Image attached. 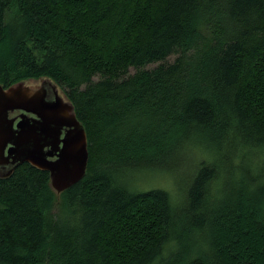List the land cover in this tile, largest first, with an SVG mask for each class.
<instances>
[{"label":"trees","instance_id":"obj_1","mask_svg":"<svg viewBox=\"0 0 264 264\" xmlns=\"http://www.w3.org/2000/svg\"><path fill=\"white\" fill-rule=\"evenodd\" d=\"M40 79L87 169L0 178V264H264V0H0V86Z\"/></svg>","mask_w":264,"mask_h":264},{"label":"water","instance_id":"obj_2","mask_svg":"<svg viewBox=\"0 0 264 264\" xmlns=\"http://www.w3.org/2000/svg\"><path fill=\"white\" fill-rule=\"evenodd\" d=\"M19 82L0 86V165L12 166L0 178L9 177L21 164L49 173L50 185L61 193L83 178L88 164L87 138L73 107L58 94L57 86L44 79L36 89ZM49 85L54 94L42 87ZM19 109L18 123L8 111ZM33 114L35 117H29Z\"/></svg>","mask_w":264,"mask_h":264},{"label":"rangeland","instance_id":"obj_3","mask_svg":"<svg viewBox=\"0 0 264 264\" xmlns=\"http://www.w3.org/2000/svg\"><path fill=\"white\" fill-rule=\"evenodd\" d=\"M173 59H174V57H171V58H169V61H173ZM153 67V66H152ZM130 73H133V70H130ZM95 81L96 80H98V77H95V79H94ZM25 84V86H28V87H31L32 89H36L35 87H37V86H40V80H37V81H27V82H25L24 83ZM58 94L60 95V96H63V93H59L58 92ZM65 97V96H64ZM64 101H66V102H68L67 100H66V98H64ZM167 180V184L169 183V178L168 179H166ZM158 184L157 185H159V186H161V187H165V181H158L157 182ZM144 184V183H143ZM141 185V184H140ZM155 185H156V182H155ZM150 186L149 185H146V184H144L143 186H142V188H149ZM156 187H158V186H156Z\"/></svg>","mask_w":264,"mask_h":264},{"label":"flooded vegetation","instance_id":"obj_4","mask_svg":"<svg viewBox=\"0 0 264 264\" xmlns=\"http://www.w3.org/2000/svg\"><path fill=\"white\" fill-rule=\"evenodd\" d=\"M44 79H40V84L42 85V81H43ZM51 83H53L52 81H51ZM54 85H56L55 83H53ZM38 87V86H37ZM46 91H47V93L49 94V97H48V99L47 100H53L54 99V94H53V91L51 90V88H50V86L49 85H44V86H42ZM4 88V87H3ZM36 88V87H35ZM57 89H58V92L59 93H62L61 92V90L58 88V86H57ZM63 99L65 98L64 97V95L63 96H61ZM17 121H18V119H17ZM12 168V166H4V165H0V171L2 172V174H5L6 172H8L10 169Z\"/></svg>","mask_w":264,"mask_h":264},{"label":"bare ground","instance_id":"obj_5","mask_svg":"<svg viewBox=\"0 0 264 264\" xmlns=\"http://www.w3.org/2000/svg\"><path fill=\"white\" fill-rule=\"evenodd\" d=\"M23 114V111L16 109L14 111H8V119H15V121L12 123V125H16L18 123L17 119H19V116ZM29 117H35L33 114H28Z\"/></svg>","mask_w":264,"mask_h":264}]
</instances>
